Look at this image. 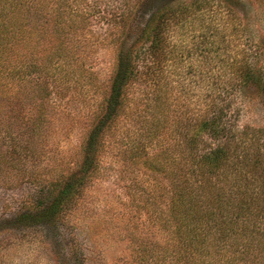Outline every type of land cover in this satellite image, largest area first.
<instances>
[{
    "label": "rangeland",
    "instance_id": "obj_1",
    "mask_svg": "<svg viewBox=\"0 0 264 264\" xmlns=\"http://www.w3.org/2000/svg\"><path fill=\"white\" fill-rule=\"evenodd\" d=\"M166 1L143 0L140 6L138 0L72 1L86 14L75 29L66 26L62 33L51 13L59 9L55 2L42 24L34 28L29 23L31 34L25 31L16 41L23 58L32 51L41 55L47 44L54 49L66 42L72 44L67 53L73 56L71 66L59 65L55 73L60 74L46 77L50 92L40 122L44 98L31 88L36 74L0 77L8 96L0 110V264H61L58 255L71 253L72 242L80 245L86 264H141L135 243L144 239L150 246L164 239L166 231L159 214L166 179L160 181L142 161L161 150L162 162L171 161L172 155L188 157L186 128L178 123L187 116L190 123L220 118L235 133L232 144L243 139L249 145L241 158L233 157L245 161L244 167L251 168L258 152L257 167L249 173H256L264 185V94L251 78L254 73L264 83V0ZM167 4L180 7L183 14L168 21L155 54L147 49L138 56V40L149 46L155 13ZM123 39L125 49L133 46L137 54V74L114 113L107 98ZM7 56L12 54L0 59ZM18 78H24L26 87L14 84L20 83ZM19 138L29 142L30 153L14 161L8 153ZM225 140V135L216 140L203 133L194 151L207 152ZM89 142L100 153L95 172L82 178ZM185 161L188 167L187 158L180 165ZM66 181L84 184L71 208L46 225L26 224L25 211L37 209L41 201L47 205L51 194L46 191L55 194ZM257 192L264 198V187L251 191ZM255 224L240 230L245 232L247 257L260 258L257 241L264 224ZM47 230L53 235L47 237ZM234 248L241 246L232 245L228 254Z\"/></svg>",
    "mask_w": 264,
    "mask_h": 264
},
{
    "label": "trees",
    "instance_id": "obj_2",
    "mask_svg": "<svg viewBox=\"0 0 264 264\" xmlns=\"http://www.w3.org/2000/svg\"><path fill=\"white\" fill-rule=\"evenodd\" d=\"M72 1L76 0H0V57L4 53L12 54V57L7 56L0 59V77H7L6 74L18 76L20 72L24 71L36 74L32 79L33 87L31 88L35 94L44 98L38 122L45 118L43 114L48 104L47 98L50 91L46 77L52 73L60 74L55 73L59 69V65L62 67L71 66L70 59L73 53L67 52L72 44L59 43L54 49L52 45L47 44L44 48L41 47V55L32 51L26 55L28 58H23V55L19 56V50L15 48L16 41L25 37L23 34L25 31L31 34L32 29L27 28L29 23L34 28L39 23L42 24L44 13L50 6L53 7L55 2L59 9L55 8L51 13L56 14L58 32L66 31V26L69 27V30L71 27L75 29L77 22L83 21L79 17L85 16L86 12L83 9L75 8ZM138 1L140 6L143 0ZM169 4L165 5L166 7L164 6L159 13H155L153 22L155 26L153 34L149 36V46L144 47L142 38L138 40L142 42L137 50L138 56L142 52L145 53L147 49L151 51V54H155L162 43L168 21L177 19L179 15L183 14L184 11L180 7L173 8ZM67 7L70 10H67ZM61 10H64V13ZM64 17L68 19V23L65 22ZM37 43L39 44V40ZM124 45L123 39L116 52L117 63L110 94L107 98L110 104L109 108L114 113L122 105L127 86L137 74L134 60L137 54L134 55L133 46L125 49ZM46 50L48 52H45ZM43 55V60L39 61ZM70 70L73 71V67ZM251 76L258 84V92L264 94V83L254 79V73ZM18 79L20 83L14 84L26 87V84L22 83L24 78ZM6 86L9 87L8 84ZM23 95L26 96L24 92ZM5 99H8L7 92L4 93L0 83V110L4 106ZM185 119L178 123H183L182 126L186 128L185 138L188 140L186 146L191 151V154L187 155L188 157L177 158L172 155L171 161L162 162V158L158 160V157L165 152L161 150L153 154L154 157H146L142 161L144 165L149 166L161 176L160 181L166 179V199H164V205L159 208L160 217L164 218L166 231L164 239H161V236V238L155 239L150 246L144 239L135 243L136 257L141 259V264H264V254L262 256L264 230L260 233L257 241L261 253L260 258L257 255L247 257L249 249L244 239L245 232L240 230L253 222L256 223V226L264 224V198L260 200V197H257L259 192L256 195L251 193L252 189L257 187L261 189L264 185L256 173H249V170L253 171L257 167L258 152H254L255 160L250 165L252 169L249 166L244 167L245 161H234L233 157L238 155L241 158V150L244 152L245 147H249V145L244 143L243 139L232 144L230 141L233 140V137L235 138V133H231V129L226 128L220 118L205 117L197 121L193 120L194 123L189 122L188 116ZM203 133H208L216 140L225 135L227 141L215 143L207 152L198 154L197 151H194L195 144L198 143L199 137ZM152 135L153 133L151 139ZM12 145L13 149L10 152L8 150L12 160H21L23 157L29 156V142L25 138L14 140ZM96 148L89 142L84 150V164L81 165L82 178L89 177L95 172L96 167L93 166L95 160L97 162L98 153H100ZM185 158L189 160L188 167L186 161L183 163V167L180 165ZM83 185L81 181L74 185L66 181L55 194H52L51 190H47L46 195L51 194L48 196V204L44 205L39 200L41 202L36 207L37 209L25 211L24 221L26 224L41 223L46 225V221L49 222L58 213L71 208V204L80 194L79 189H82ZM248 190L257 198L251 197ZM4 229L7 228L4 227L2 230ZM50 232L46 231L47 237L53 235L52 230ZM237 243L241 248H234L233 253L228 254L232 245ZM72 245L71 253L69 251L67 255H58L59 262L61 264H72V262L86 264L81 247H78L80 245H77V242H72Z\"/></svg>",
    "mask_w": 264,
    "mask_h": 264
}]
</instances>
